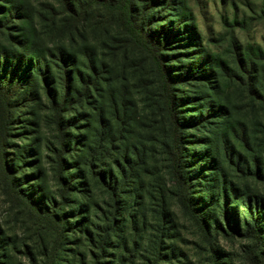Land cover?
<instances>
[{
    "label": "rangeland",
    "instance_id": "374dc122",
    "mask_svg": "<svg viewBox=\"0 0 264 264\" xmlns=\"http://www.w3.org/2000/svg\"><path fill=\"white\" fill-rule=\"evenodd\" d=\"M9 1L0 0V21L5 22L8 27L0 30V55L18 49L8 34L19 43L25 41L26 45L35 51L36 58L38 55L40 60L46 58L50 65L52 79L48 84L56 97H62L64 94L60 85L63 75L60 70L61 53L68 52L78 56L77 66L69 67V70H75L73 72L77 80L80 75H89L86 68V48L88 51H95L99 63H105L107 69H112V74H101L96 82L98 86H93L82 102L77 105L72 100L73 104L69 103L71 106H67L63 122L67 128L69 145L74 151L67 159L68 177L81 180L78 179L76 169L80 168L86 171L90 183L96 182L87 167L77 165L82 162L84 155L97 153L96 143L100 140L101 129L98 121L93 119L97 115L92 109L96 100V103L101 102L103 105L105 117L110 120L109 126L114 134L112 136L116 138L115 131L118 128L113 117V108L109 104L108 81L118 90L126 87L127 101L137 103V108L128 109V116L136 118L131 124L132 130L135 131L132 143L138 141L139 147H144L148 163L141 171V183H136L140 188L138 192L143 194L144 198L131 197L130 206L131 213L141 221L135 226L136 231H133L135 237L142 238L147 243H142V249L138 251L136 258L128 259L126 263L215 264L216 256L210 246L215 243L217 251H220L217 256L225 259L226 263L254 264L246 259L249 246L246 241L239 237H204L195 221L177 205L172 194L167 158L161 145L165 140L166 128L157 106L156 79L152 76L149 63L143 55L125 53L124 37L114 24L115 21L108 19L104 12L94 10L90 12L87 21L75 24L71 17L62 11L56 0H17L26 4L29 15L33 16L30 25L29 19L25 18L21 11L12 19L7 15L5 20L6 9L10 7ZM85 1L87 0H81L82 3ZM171 1L169 0V3ZM176 1L179 4L154 8L150 6L149 14L155 23L153 30L162 32L161 34L172 26V29H176L174 24H190L189 33L181 29V35L174 33L168 38L166 45L170 47L167 46L164 51L168 70L174 78L186 73L193 76L188 81H178L175 86L181 117L187 123L191 117L199 116L196 110L204 107L210 110L208 105L215 100H218L222 107L220 110L215 108L208 117L205 116L207 121L185 130V151L193 179V194L196 199H204L208 192L213 193L211 185L215 183L212 180L216 177L215 167H219L242 190L248 188L252 198L264 200V181H248L234 166H230L224 151L216 156L211 154V148L208 146L212 139H216L217 133H220L221 126L229 125L230 133L234 134L233 152L241 153L244 164L252 161L257 155L256 152L264 157V119L247 99L239 81L231 80L225 72L217 68H214V71L212 69V66L218 63L216 59L226 61L234 69L237 47L242 50L258 46L264 48V0ZM178 13L185 18L180 17L179 20ZM165 28L166 30H163ZM3 63L1 65L6 71L0 69V72L10 79L8 89L13 101L7 112L0 99V120L4 122L0 125V238L6 247L7 258L4 261L7 264H81L88 248L90 249L86 237L81 238L74 226L64 232L30 205H25L24 201L5 194L3 167L4 160L7 159L14 167L17 177L21 179L24 189L35 201L42 199L49 209L52 208L53 202H56V206L64 208L66 213L73 209H66L64 205L57 204L61 202V198L58 196L53 168L54 161H57L55 150L59 148V133L49 105L50 95L42 82L37 87L38 93L24 95L26 82L18 83L25 78V70L16 65L15 61L5 65ZM259 63L262 78L263 57ZM29 73L36 74L32 70H29ZM40 78L43 81L42 77ZM80 85L77 84L76 88L81 89ZM77 98L75 97V100ZM90 116L93 126L89 129L87 117ZM243 130L251 140V148H247L241 140ZM151 133L156 136L152 137V141L149 139ZM115 152L114 149L109 153L105 150L100 152L104 155V163L112 167L110 171L114 167ZM211 157L214 163L208 164L212 161ZM112 172L118 174L117 171ZM136 184L130 183L126 191L135 190ZM82 196L85 199L84 205L90 206V223L93 227L105 226V217L111 204L109 194L93 184V188ZM245 199L248 202V198ZM244 213L246 209L242 204L240 217H234L240 219L243 226ZM83 228L91 229L88 224H84ZM152 241L154 243L150 244ZM91 262L92 259L89 258L84 264H92Z\"/></svg>",
    "mask_w": 264,
    "mask_h": 264
},
{
    "label": "trees",
    "instance_id": "16d2710c",
    "mask_svg": "<svg viewBox=\"0 0 264 264\" xmlns=\"http://www.w3.org/2000/svg\"><path fill=\"white\" fill-rule=\"evenodd\" d=\"M80 2L81 0H56L62 11L68 14L75 24H82L87 21L88 16L91 14L90 12L94 10L104 12L108 19L115 21L114 24L122 33L125 53L134 52L135 54L143 55L149 63L152 76L155 77L157 82V106L165 121V124H163L166 128L164 130L165 140L161 142V145L167 158V170L173 189L172 194L177 205L195 221L196 226L204 237L208 239L213 235L216 237H239L249 244L246 259L254 264H264L263 198H252L248 188L242 190L219 167H215L216 177L212 180L215 184L211 185L213 193L208 192L204 199H196L193 194V179L188 169L185 151L187 141L185 130L186 128L199 125L204 120L207 121L208 118L205 116L208 117L215 108L220 110L219 108L222 109V107L221 103L215 100L208 105L210 110L207 107L196 110L199 116L191 117L189 122L186 123L181 117L175 86L178 81H188L193 76H189L186 73L177 77L178 79L174 78L168 70L164 51L168 46L166 45L169 42L168 38L174 33L181 35V29L189 33L190 24H174L176 29H172V26L170 30L161 34L162 32L153 30L152 26L155 23L153 17H150L149 14L150 6L152 8L157 6L166 7L167 5L179 4L178 1L172 0L171 3H169V0H87L83 3ZM8 3L10 7L6 9L5 20L8 18L7 15L12 19L14 15H18L21 11L25 14V18L29 19L31 25L33 16L29 15L26 4H22L17 0H10ZM180 17L182 19L185 18L181 13H178L177 18L179 19ZM190 22L192 21L190 20ZM2 28L7 29L8 27L5 22L0 21V30ZM163 30H166V28ZM165 34L166 36H164ZM8 37L11 41H14L13 44L18 46V49L9 53L7 51L0 55V69L6 71V68L1 65L2 62L5 65L7 62L15 61L16 65H20L25 70V78L18 83L26 82V89L23 91L24 95L29 96L32 93H38L37 87L41 82L45 86L47 94L50 95L49 105L54 114V123L59 133V148L56 149L57 151L55 150L57 161H54L53 168L55 182L58 187V196L61 198V202L57 204L64 205L66 209H69V207L73 209L70 213H66L64 208L56 206V202H53L52 208L49 209L42 199L35 201L28 191L24 189L21 179L17 177L14 167L9 164L7 159L4 160L3 167L5 173L3 182L5 194L24 201L25 205H30L42 217L51 220L54 225H57L64 232L74 226V230L77 231L81 238L86 237L85 240L90 249L88 248L81 264H84L89 258L92 259V264H127L128 259L136 258L138 251L142 249V243H147L146 240L135 237V226L141 221L131 213L132 206H130L131 197H135V199L144 198V195L138 192V189H140L138 184L142 181L141 171L144 165L146 166L148 163L147 153L145 154L143 150L144 147L140 148L138 141L132 143L135 131L132 130L133 125L131 124L133 121L135 122L136 118L133 119L128 116V109L130 107L137 108V103L127 101L126 87L118 90L107 80L109 104L113 108V117L117 121L116 138L112 136L114 134L109 126L110 120L106 119L101 102L96 103L98 102L96 100L92 108L97 112L93 119L98 121L97 124L101 129L100 140L96 143L97 153L96 155L87 154V156L84 153L82 162L77 165L87 167L96 180L93 184L107 192L111 199L110 210L105 217V226L97 225L93 227L90 223L92 219L90 218V206L88 204L84 205L85 199L82 196L87 190L89 191L90 188H93V184L88 180L89 176L84 169L76 168L79 175L78 179H83L82 181L68 177L69 165L67 159L74 151L69 145V137L66 134L67 128L63 121L65 120V112L67 111V106L70 105L69 103H72V100L77 105L82 102L83 97L87 96L90 89L95 85L98 86L96 82L99 81L101 74H112V69H107L105 63H99L100 61L97 59L95 51H88V48H86L85 55L88 56V67L86 68L89 71V75H80L79 80H77L76 74L73 72L75 70H69V67L77 66L76 63L79 62L78 56L70 55L68 52L61 53L60 62L62 66L60 70L63 75H61L60 85L64 94L62 97H56L52 94L48 84L52 77L50 65L46 58L40 60L38 58L39 55L36 58L35 51L28 47L25 41L19 43L11 34H8ZM35 39L37 40V38ZM235 49L236 66L234 69L226 61L219 59H216L218 63L213 65L212 69L214 71V68H217L225 72V75L231 80L239 81L247 99L264 119V68L262 78L260 77L261 72H259V67L261 66L259 61H262V57L264 59V48L258 46L256 48L249 47L245 50L240 47ZM205 60L208 61L207 58ZM29 70L35 71L37 75H31ZM40 77H42L43 81L40 80ZM73 79L75 82H73ZM71 81L73 84H70ZM9 84L10 79H8L7 75L0 72V99L7 112L13 105L11 92L8 89ZM77 84H81L82 88H76ZM75 97L78 98L75 100ZM204 112L206 115H204ZM87 118H89L87 122L90 129L93 126L91 116ZM3 124V120H0V125ZM217 124L220 126L219 122ZM228 126H221L220 133H217L216 139L211 140L210 145H208L211 148V154L218 156L224 151L231 164L230 166H234L235 170L242 173L248 181L250 179L264 181V157L256 152L257 155L253 157L252 161L244 164L241 153L233 152L232 135L234 136V134L230 133ZM241 133L243 135L241 140L247 148H251V140L246 137L247 134H245L244 130ZM152 137L155 138L156 136L151 133L150 141H152ZM113 149L116 151L115 162L113 163V170L110 171L109 169H112V167L104 163V155L100 152L105 150L106 153H109ZM5 158H7L6 155ZM210 159L212 161H208V164L214 163L213 158L211 157ZM112 171H117L118 174L115 175ZM130 183H138L136 184L137 188L132 191H126ZM245 198H248V202ZM242 204L246 209V213L243 215L244 226L240 219H234V217H240ZM78 218L81 219L78 220ZM84 224H88L91 229H84ZM153 243V241L150 242V244ZM215 245V243L210 245L216 256L215 264H229L221 256H217L219 255L217 252L220 251H217ZM156 247L155 244V249L157 250ZM158 255L161 257V252ZM6 258V247L2 238H0V264H7L4 261Z\"/></svg>",
    "mask_w": 264,
    "mask_h": 264
}]
</instances>
